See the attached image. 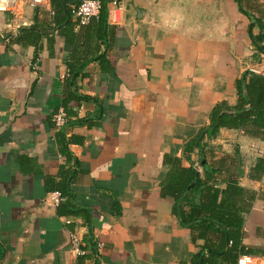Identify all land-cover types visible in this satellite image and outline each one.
<instances>
[{
  "label": "crops",
  "instance_id": "0c3cea01",
  "mask_svg": "<svg viewBox=\"0 0 264 264\" xmlns=\"http://www.w3.org/2000/svg\"><path fill=\"white\" fill-rule=\"evenodd\" d=\"M18 1L16 13L0 16V264L189 262L196 252L190 234L171 214L172 201L160 197L168 170L163 160L182 158L185 145L209 125L212 109L236 101L237 81L264 54V0H222L227 21L215 18L220 0H172L201 30L165 34L143 24L135 40L124 26V0L120 8L112 0L109 24L119 42L107 52L109 70L93 62L79 81V93L90 100L80 102L77 117L67 116L66 136L84 137L69 144V163L52 123L63 110L67 45L58 38L33 62V50L7 42L51 14L49 1L39 7ZM203 146L215 155L237 152L239 186L257 195L247 228L264 226V173L251 172L264 159V140L221 128ZM199 159L195 150L182 164L196 167ZM58 187L69 193L66 207L88 211L99 253L70 251L71 234L85 241L88 229L82 218L62 217L50 203Z\"/></svg>",
  "mask_w": 264,
  "mask_h": 264
},
{
  "label": "trees",
  "instance_id": "16d2710c",
  "mask_svg": "<svg viewBox=\"0 0 264 264\" xmlns=\"http://www.w3.org/2000/svg\"><path fill=\"white\" fill-rule=\"evenodd\" d=\"M48 1L51 8L48 20L35 19L32 26L11 36V43L33 50L32 61L39 62L45 48L50 53L58 38L64 40L68 50L64 59L67 76L61 106L66 116L77 117L80 102L90 100L79 93V81L86 76L85 69L96 62L103 71L109 70L107 52L113 43L119 42L115 36L117 27L109 24L108 5L112 0H98L99 15L85 24L74 17L79 1ZM236 89V101L233 104L224 101L212 109L209 125L200 129L185 145L182 158L166 156L163 160L168 170L160 182V197L172 201L171 214L178 225L189 232L196 248L189 262L181 264H237L241 255L264 258V226L257 225L251 231L245 221L257 195L239 186L242 172L240 161L235 157L237 152L234 155H215L212 151L206 154L203 146L204 140L215 138L221 128L240 130L249 137L264 140V76L246 71L237 81ZM66 126L58 128L54 125L60 154L69 163L72 160L69 144L82 142L84 137H67ZM195 150L199 151L201 173L194 165L185 167L182 164L183 159L190 161ZM61 172L64 173L63 180L70 178L62 167ZM251 172L263 175L264 159H259ZM58 190L64 199L69 196L64 187H58ZM66 204L61 202L57 207L60 216L85 221L88 229L86 251L96 254L97 242L88 211L75 210Z\"/></svg>",
  "mask_w": 264,
  "mask_h": 264
},
{
  "label": "built area",
  "instance_id": "2783aa9c",
  "mask_svg": "<svg viewBox=\"0 0 264 264\" xmlns=\"http://www.w3.org/2000/svg\"><path fill=\"white\" fill-rule=\"evenodd\" d=\"M48 0H27L28 5L31 7H39L45 4ZM80 2L79 6L75 9L74 17L79 19L82 24L87 23L91 18H96L100 11V2L98 0H77ZM20 2L18 0H0V16L7 13H16ZM12 37H9L7 42H11ZM35 66V65H34ZM250 73L264 76V54L261 56L260 61L248 70ZM68 117L63 110H59L53 117L55 127H64L67 124ZM264 157V151L262 152ZM197 170L198 167H197ZM264 184V179H263ZM64 198L60 193H53L50 195V203L54 207H58ZM48 201V200H47ZM96 250L99 253L101 245L97 243ZM70 251L75 257L85 256L86 242L77 233H72L70 236ZM258 258L252 256L241 255L238 258L237 264H256Z\"/></svg>",
  "mask_w": 264,
  "mask_h": 264
},
{
  "label": "water",
  "instance_id": "95a60500",
  "mask_svg": "<svg viewBox=\"0 0 264 264\" xmlns=\"http://www.w3.org/2000/svg\"><path fill=\"white\" fill-rule=\"evenodd\" d=\"M171 2L172 0H124V26L130 38L135 40L140 26L143 24H151V20L155 11L158 8L171 5ZM210 5L211 3L208 1L207 5L205 6L208 8ZM215 12V18H217L218 15H221L222 18L227 21L222 0L216 4ZM145 18L150 21L145 20ZM212 19L213 18L208 16L206 20L211 21ZM229 30L230 32L232 31L230 26Z\"/></svg>",
  "mask_w": 264,
  "mask_h": 264
},
{
  "label": "clouds",
  "instance_id": "9594fccd",
  "mask_svg": "<svg viewBox=\"0 0 264 264\" xmlns=\"http://www.w3.org/2000/svg\"><path fill=\"white\" fill-rule=\"evenodd\" d=\"M151 23L165 34L183 32L186 35H194L201 30V25L179 4L157 9Z\"/></svg>",
  "mask_w": 264,
  "mask_h": 264
},
{
  "label": "rangeland",
  "instance_id": "374dc122",
  "mask_svg": "<svg viewBox=\"0 0 264 264\" xmlns=\"http://www.w3.org/2000/svg\"><path fill=\"white\" fill-rule=\"evenodd\" d=\"M123 5V3H121V0H117V8H120L121 6ZM208 153V152H207ZM206 153V154H207ZM208 156V155H207ZM196 167H198V169H199V171H200V169H201V166H200V164H199V161H198V163L196 164Z\"/></svg>",
  "mask_w": 264,
  "mask_h": 264
}]
</instances>
